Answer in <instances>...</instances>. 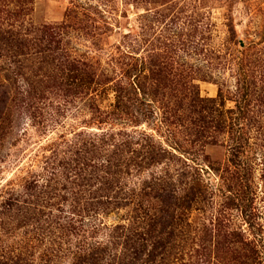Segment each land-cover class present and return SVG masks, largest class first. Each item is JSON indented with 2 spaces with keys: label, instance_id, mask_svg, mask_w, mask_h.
<instances>
[{
  "label": "rangeland",
  "instance_id": "rangeland-1",
  "mask_svg": "<svg viewBox=\"0 0 264 264\" xmlns=\"http://www.w3.org/2000/svg\"><path fill=\"white\" fill-rule=\"evenodd\" d=\"M32 10L37 26L67 24L68 54L87 59L94 66L92 73L103 72L113 82L103 79L108 84L91 97L80 98L59 87L53 78L59 72L52 62L41 66L43 56L0 45V78L11 87L9 111L0 124V212L7 193L24 196L28 181L46 185L52 167L81 162L83 157L75 153L95 136L108 138L105 153L115 163L117 142L130 134L135 144L157 147L159 159L118 178L112 191L115 194L119 185L120 192L114 197L131 201L136 212L135 205L141 203L137 200L157 196L160 187L172 194L178 191L184 199L196 187L193 192L201 196L200 204L182 219L190 229L176 226L165 234L158 229L147 240L166 244L165 235L173 232L174 244L180 246L179 251L169 250L174 257L191 251L204 260L211 255V264H249L256 248L264 261V100L248 101L258 118L252 112L240 124L251 141L238 160L230 136L214 135L208 126L207 137L197 136L207 115L190 108L186 93L162 85L151 94L146 90L154 69L160 74V69L170 66L178 74L180 70L186 82L195 78L202 98L218 100L227 124L234 123L237 117L229 112L237 108L240 65L264 61V0H36ZM163 51L168 61L160 60ZM128 66L148 69L144 78L149 80L141 78L140 87L152 98L145 99L137 89L139 96L118 93L127 87L125 92L132 94V81H139ZM65 76L68 80L71 75ZM29 85L31 97L22 91ZM118 109L139 119V124L118 120L114 115ZM106 113L110 120L102 123ZM215 117L218 121V114ZM235 160L245 166L239 167ZM136 162L135 155L132 164ZM157 180L166 184L157 186ZM144 183H152L150 191ZM55 185L61 192L38 191L0 216V264H82L93 249L95 261L88 264H122V260L129 264L133 258L125 243L132 227L139 228L135 212L129 216L105 205V200L76 192L81 184L74 181L60 179ZM64 186L68 191H62ZM76 202L81 214L73 216L74 222L59 223V207L68 211ZM184 203L174 196L166 205L169 216ZM189 259L187 254L184 262L171 263L187 264Z\"/></svg>",
  "mask_w": 264,
  "mask_h": 264
},
{
  "label": "trees",
  "instance_id": "trees-1",
  "mask_svg": "<svg viewBox=\"0 0 264 264\" xmlns=\"http://www.w3.org/2000/svg\"><path fill=\"white\" fill-rule=\"evenodd\" d=\"M35 1L36 0H0L1 47L3 49L13 47L22 49L23 51H35L38 55L43 56L44 58L41 60L40 65L44 66V64L52 62L51 64L59 72V75L57 74L53 77L57 80L59 87H67L68 90H70V93L80 96V98H89L94 93H97L98 89H101L104 86L103 84H108L110 82L112 83L113 80H110V78L106 79L107 76L105 73H98L97 71H95V73L97 72L96 74L92 73L94 66H91L90 61L87 59H83V57H74L73 54H68L70 51L68 49L69 43L66 39V30L68 29L67 24L37 26L33 23L31 19V13L33 11L32 8ZM160 60H169L168 53L166 51L160 53ZM247 62L248 64L242 63L240 65L241 73L239 75L240 79L238 80V89L235 101L237 108L236 110L229 112V115L231 114L233 119L234 117H237V119H234V123L231 124H227V113L222 114V106L218 100H206L202 98L199 86L196 85L197 80L195 78L188 77V81L186 82V78L182 76L183 74L180 72V70L178 74V70H173V68L170 66H167L162 70L160 69V74L154 69L155 73L152 75V85H150V88L146 90L151 94L154 87L159 88L162 85L163 88L169 91H176L182 94L186 93V100L184 98L183 99L186 102L190 101V108H194L195 110L196 108H200V114L207 115L200 125V129H202L204 126L205 128L202 129V132L201 130H198L197 136L201 139L207 137L208 134L205 133L207 132V126L208 130H210L214 135L215 132H217L219 135L222 134L230 136V140L233 144L232 147L234 149L233 156L240 160L241 155L243 154L244 146L247 145L249 141H251L250 136L247 134L248 132H246L245 128H243L244 126L240 125L242 121L246 123L248 118H251V114L253 112L251 111L252 103L248 104V101L259 98L260 100H256L255 102L260 104L261 99L264 100V61L259 59V61L257 60ZM43 68L45 67H41L42 70ZM128 68H130L129 71H131L133 74L136 73L135 80L138 79L139 81L138 83H136V81H132L130 88L135 86L134 92L132 94L125 92V90H128L127 87L123 88L122 91H118V93L121 94L122 97H125L126 94L129 96L134 94L135 96H139L140 93L145 99L150 98L151 95L147 94L148 92L146 91V93L140 87V82L142 81L141 78L149 80L148 78H144L147 75L146 72L148 69L144 68L143 70H139L138 67L131 68L130 66H128ZM66 73L71 75L68 80L65 76ZM103 79L108 80V83H104ZM64 81H66L67 84L64 83ZM166 83H169L170 86L166 85ZM29 87L31 86L29 85L27 87L28 89H23L22 91L23 94H28L31 97L32 95L30 94L31 92ZM136 89L139 91V93ZM220 94L221 97H224V91L220 92ZM157 95L158 94H154V98H157ZM10 99L11 87L6 84L5 79L0 78V124L2 123V119L6 117L5 115L9 111ZM92 101L93 104L96 103L95 99ZM146 102L147 100L144 101V103ZM262 105H264V103L261 104V106ZM126 107H129V105ZM126 107L124 110H127ZM119 112L120 110L118 109V114L114 115H116V118L121 122L126 124L130 123L131 125L139 124V119L137 120L136 117H133V115H128L125 111L122 113ZM216 114H218V121L215 117ZM253 114L255 116L257 115L256 112H253ZM108 116L109 115H107V113L104 114V116L101 118L102 123L104 120H110ZM256 117L258 118V116ZM261 136H264V133H261ZM107 139V137L95 136V139L89 143V147H85V145H83L82 149L80 146L78 148L77 146L75 147L73 145L76 149L78 148V151L75 154L77 156H82V161H84L79 162L77 159L75 164L52 167V169H50L51 173L49 180L59 178L56 181L64 179L66 181H74L75 185L79 183L81 185H76L77 187L74 188L76 189V192L80 191L81 194L87 193L89 197H92V200H105V205H114V208L117 207L119 211H127L129 216L131 213L134 215L135 207L133 211L132 207L134 204H132L131 201L127 199L128 201L125 200L121 202L124 200L123 198L114 197L118 192H120L119 185L117 188H115V194L113 193L112 188L115 187L118 178L131 176V170L133 167H135L133 170H143L156 164L158 162L160 153H158L157 147L145 145L144 142L141 144H135L134 140H130L133 139V137L128 134L127 140L117 142L118 150L115 151V163H113V159L106 155L107 152L105 153V147L107 146V142L105 141ZM100 143L103 144L101 145ZM135 155L138 158V162L133 165L132 163L134 162ZM54 156H57V151L54 153ZM87 156L88 159L85 160ZM234 163L239 165V167L245 166L244 163L241 164L236 160ZM61 172L63 176L61 175ZM48 181L47 184L43 186H41L40 182L28 183V181L24 189V196L22 193L18 194L16 191L13 194L7 193L6 198H4L1 204L2 210L0 212V216H5L7 213H11L14 209L18 208L22 204L23 197H34L33 194L37 193L38 191H40V193H48L50 190L53 192H61L56 185L55 187L52 186L56 181L52 180V183H49ZM103 181H107V183ZM164 184H166L165 181L157 180V186ZM144 185L146 190H151L152 183H144ZM65 187L66 186H64L62 191H68L65 189ZM195 188L196 187H192L189 189V193H187V195L190 197L186 196L185 199L184 197H181L182 195L179 194L178 191H175L172 194L169 193V188L160 187L158 190L161 193H159L157 196L151 197L147 195L144 199L137 200L141 201V203H137L135 205L137 206L135 212L136 216L134 215L133 217H135V219L137 218V225L139 228L137 230L136 227H132L130 230V235L125 243V250L131 251V256L133 258L129 264H172L171 262L173 259H178L180 262H184L186 260L187 254L190 257V262L187 264H211V255L208 257V259L204 260L203 258L200 259L198 256L193 255L191 251L185 255L182 252L183 256L181 258H179V254L174 257L170 251H179L180 246L178 243L174 244L176 235H174L173 232H169V235H165V242H167L166 244L163 242L159 243V241L151 243V241L147 240L150 235L153 237L152 233L156 232L158 229L163 234L167 233L170 228L174 229L176 226H179L182 229H187L185 227L187 224L185 223V220L182 219L183 217H187L192 213L193 208L200 204L199 201L201 199V196L199 195L200 192H193ZM72 190L73 188L69 189V191ZM111 195H113V198H111ZM174 196H176L177 200L184 201L185 203L178 206L175 215L171 218L169 216L168 210H166V205L172 202ZM147 197L149 198L147 199ZM77 205L78 202L75 204L72 203V206L68 211H66V209H61L62 207H59L60 215L56 216V218L59 220V223H61L60 221L62 220L74 222L73 216L81 214V208H79ZM187 227L190 229L189 225ZM203 233L204 232L202 231V234ZM207 234L208 233L205 235ZM184 239L186 238L184 237ZM208 245L212 246L210 243H208ZM94 250L95 249L92 250L91 254L86 256L82 264H88L90 261H95L96 254H94ZM256 250L257 249L255 248L253 251H251V256L248 259L249 264H263L262 262L264 261L262 259L260 260L261 257ZM122 264H125L123 260Z\"/></svg>",
  "mask_w": 264,
  "mask_h": 264
}]
</instances>
